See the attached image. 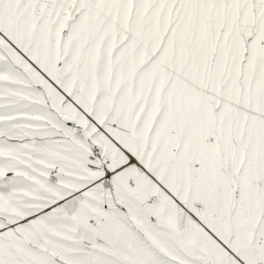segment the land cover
I'll return each instance as SVG.
<instances>
[{
  "label": "snow or ice",
  "instance_id": "snow-or-ice-1",
  "mask_svg": "<svg viewBox=\"0 0 264 264\" xmlns=\"http://www.w3.org/2000/svg\"><path fill=\"white\" fill-rule=\"evenodd\" d=\"M0 264H264V0H0Z\"/></svg>",
  "mask_w": 264,
  "mask_h": 264
}]
</instances>
